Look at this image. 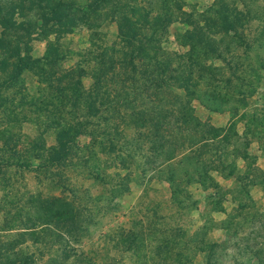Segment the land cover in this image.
<instances>
[{
    "label": "rangeland",
    "instance_id": "374dc122",
    "mask_svg": "<svg viewBox=\"0 0 264 264\" xmlns=\"http://www.w3.org/2000/svg\"><path fill=\"white\" fill-rule=\"evenodd\" d=\"M136 4L162 12L155 54L192 72L191 113L200 125L184 122L179 105L158 121L175 125L171 136L124 114L117 120L122 159L93 141L103 119L72 135L62 152L60 131H74L84 104L62 127L57 111L66 109L48 83L56 86L51 79L79 63L88 89L98 52L118 57L125 49L117 22L103 16L92 36L84 24L62 32L49 16H16L11 27L26 35L28 53L48 64L42 71L32 63L18 87L0 86V264H264V0ZM10 31L0 34L8 41L0 85L18 64ZM118 70L110 92L126 77ZM31 93L42 102L29 105ZM186 153L196 157L190 183L177 165ZM170 166L178 167L176 202Z\"/></svg>",
    "mask_w": 264,
    "mask_h": 264
},
{
    "label": "trees",
    "instance_id": "16d2710c",
    "mask_svg": "<svg viewBox=\"0 0 264 264\" xmlns=\"http://www.w3.org/2000/svg\"><path fill=\"white\" fill-rule=\"evenodd\" d=\"M17 7L18 10L16 11ZM19 9H24L25 12L21 13ZM29 12H33L37 19H44V17L49 16L54 20L56 26H61L62 32L77 24H84L91 28V33L95 32L100 29L102 17L109 16L110 22H117L118 33L125 47L124 50L119 51L121 56L118 57L115 55L116 53L110 52L107 48H102L98 52V61L91 70L93 82L88 89L84 88L81 79L87 71L79 63L65 71L64 78L58 77L56 79L53 77L51 81L54 83L57 80L56 86L51 85V82L48 83L56 91L57 102L66 109L57 111L64 112L61 117L63 120L60 121L62 127L69 125L68 122L71 118L79 116L80 106L84 104L85 111L81 112L83 113L82 116L80 115L79 119L75 118L74 131L73 128L65 130L62 128L60 131L61 135L58 142H60L62 152H67L66 148L69 147H66L67 140L70 143L72 135L74 139L88 126L98 128L99 119H103L106 123L102 125V130L93 129V141L97 143L99 152L122 159L121 149V155H116L119 150L117 143L122 136L118 130L117 120L124 114L129 120L137 123L143 120L142 122L145 124L142 125L151 126L156 135L159 131H166L168 132L167 136H171L175 125L158 121L166 116L172 118L177 112L173 106L179 105L184 122L200 125V123L194 122L197 119L191 113L192 72L182 70L179 64L167 58L164 53L155 54V43L166 26L162 12L156 11L152 14L153 11L150 9L138 8L136 0H0V25L2 29L0 34L5 36L11 30L10 34L15 42L13 54L18 58L16 70L9 73L8 79L3 81L0 86L3 85L2 87L9 89L18 87L21 84L24 71L30 70L32 63L33 65L36 64L42 71L48 64V61L43 57L32 58L30 52L28 53L26 35H23L18 28L13 29L11 27L16 16L24 19ZM36 25L37 23L33 24V26ZM22 31L24 32V30ZM3 36L0 38V59H4L2 54H6L8 45V41L4 44L5 37ZM188 38L191 40V37ZM22 45L25 48L23 51ZM208 45L209 41L206 47ZM118 69L126 77L118 81V85L110 92L107 89L108 80L114 84L112 75L118 72ZM3 72H6V69ZM126 80H129L127 85ZM37 86L39 85H34L32 89L36 91ZM175 88L183 89L185 94L179 95L174 91ZM28 95L30 97L29 105L39 104L44 98L37 93ZM3 100L5 99H0V104ZM163 128H168V130ZM162 140L166 141L167 139H164L163 136ZM126 156L132 158L133 154L126 153ZM182 157L183 160L179 159L177 165L181 169H186L184 173L190 183L194 175L191 166L196 157L191 153L183 154ZM168 160H172V158ZM170 167L167 180L172 189V202H176L180 192L175 183L177 182L176 171L178 167ZM8 262L9 264H28V261L25 260L22 263L11 260Z\"/></svg>",
    "mask_w": 264,
    "mask_h": 264
}]
</instances>
